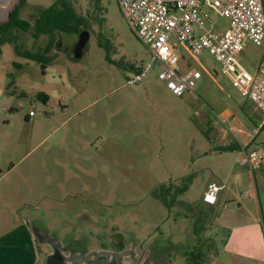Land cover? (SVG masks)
<instances>
[{
    "label": "rangeland",
    "instance_id": "374dc122",
    "mask_svg": "<svg viewBox=\"0 0 264 264\" xmlns=\"http://www.w3.org/2000/svg\"><path fill=\"white\" fill-rule=\"evenodd\" d=\"M55 1L29 0L21 18L34 23L35 8ZM71 1L79 14L94 16L88 51H76L81 58L70 56L80 36L63 33L45 75L39 63L19 57L10 44L1 47L0 55V191L17 208V188H25L22 196L32 207L27 215L33 213L57 235L51 247L39 240L40 264H47L51 255L54 264L66 259L62 240L114 250L122 231L143 245L152 242L159 264H260L236 262L224 252L223 233L204 201L210 184L225 185L218 196L223 204L233 190L234 198H245L264 225V165L251 171L240 166L243 155L238 151L222 150L244 140L251 150L264 140V134L248 139L259 125L254 104L233 87L207 50L199 64L180 48L182 67L202 72L194 92L172 94L158 78V64L141 82L128 85L137 69L147 68L151 52L136 37L118 0H102L100 16L90 0ZM4 3L0 0L2 7ZM18 3L10 0L0 11V23ZM210 16L214 27H229L227 18L214 12ZM18 34L24 50L46 45V37L36 41L30 32ZM238 60L254 73L264 60V46L249 42ZM15 62L22 68H14ZM39 92L50 97L47 105L37 99ZM31 111L36 115L27 120ZM239 174L242 182L236 180ZM190 177L189 190L176 197L172 212L152 197L165 186L173 198ZM46 178V192L30 189L26 194V186L40 187ZM232 201L230 208L247 214Z\"/></svg>",
    "mask_w": 264,
    "mask_h": 264
},
{
    "label": "built area",
    "instance_id": "2783aa9c",
    "mask_svg": "<svg viewBox=\"0 0 264 264\" xmlns=\"http://www.w3.org/2000/svg\"><path fill=\"white\" fill-rule=\"evenodd\" d=\"M118 5L136 37L151 52L147 68L129 79L128 85L141 82L158 64L162 67L158 78L172 94L182 97L194 92L202 72L182 67L180 48L199 64L207 50L233 87L260 112L262 119L254 133L264 134V60L254 73L238 60L249 42L264 46V0H118ZM211 12L227 18L229 27H214ZM35 115L34 111L29 114ZM241 154L240 163L251 171L264 165V143L251 150L243 148ZM224 189V185L210 184L204 201L216 204Z\"/></svg>",
    "mask_w": 264,
    "mask_h": 264
},
{
    "label": "crops",
    "instance_id": "0c3cea01",
    "mask_svg": "<svg viewBox=\"0 0 264 264\" xmlns=\"http://www.w3.org/2000/svg\"><path fill=\"white\" fill-rule=\"evenodd\" d=\"M4 2L0 10L1 12H5L10 0H4ZM0 18H2L1 14ZM8 74L11 73H7V77ZM242 108L245 109L244 107ZM254 111L259 115L260 124L262 115L256 108H254ZM32 118L33 117L26 115V119L32 120ZM239 131L244 133L242 130ZM261 135L262 134L256 135L253 132V136L248 139L252 141L253 139L255 140V138H259ZM261 143H264L263 139L262 141H257V144ZM247 144L248 142L244 140L243 142L238 141L236 144L230 145L238 146L236 151L241 154V150L247 148ZM239 164L243 166L240 162ZM14 167L15 166H13L12 169ZM236 178L238 182L243 181L240 174L236 175ZM44 180L45 181H43L40 187L26 186V190L29 191H27L26 194L31 193L30 189H32L33 192L38 189L46 192L48 186L46 181L47 178ZM24 189L21 186L17 188L19 192V202H21V205L17 208H11L10 203L4 201V194L0 191V264H40L39 230H44L46 233L49 231L47 230L48 228H45L38 222V217L36 215L33 213L27 215L26 212L30 211L32 207L26 202L28 199L26 198L25 200L22 196ZM229 191L231 193V198L228 199L230 204H232V200H234L238 204V207H242L248 212L247 214L241 213L239 210L230 208L229 202L227 201L226 204H223L222 198H218L215 205H210L209 208L213 210L215 214V216L212 215L214 224L223 233L222 243L224 244V252L230 255L236 262L249 259L264 264V225L258 215L250 211V204L245 198H234L236 195L233 193V190ZM40 242L42 243V241ZM41 246L43 249V245Z\"/></svg>",
    "mask_w": 264,
    "mask_h": 264
},
{
    "label": "trees",
    "instance_id": "16d2710c",
    "mask_svg": "<svg viewBox=\"0 0 264 264\" xmlns=\"http://www.w3.org/2000/svg\"><path fill=\"white\" fill-rule=\"evenodd\" d=\"M28 2L29 0H19L18 5L11 12L10 18L0 24V55L2 54L1 47L5 44H10L14 47V50L19 57L39 63L41 65L42 74L45 75L48 67L54 59L51 54L57 45L58 34L81 35L83 32H88L94 25V16H91L90 14L87 16L79 14L71 0H56L49 7H36V13L33 15L34 23H31L30 21L21 18V11ZM90 4L97 16L102 15V12L105 10L102 6V0H90ZM19 31L30 32L36 41L46 37V45L39 51L22 49L19 45ZM98 45L107 50L106 58L108 61L112 62L110 51L106 45L101 40L98 41ZM85 51H88V47L85 48ZM22 66L23 64L18 62L13 64L14 68H22ZM139 70H136L137 74L142 73ZM13 77L14 73L8 74L9 79ZM36 97L45 105L49 103L50 97L44 92H39ZM237 149L238 146L222 148L223 151ZM192 179V177L188 178V185L176 189L173 197L186 193L192 184ZM155 195L168 208H170L176 201L175 198L169 199L171 195L170 187L163 186L162 188L155 190L154 196ZM121 248H123L122 244Z\"/></svg>",
    "mask_w": 264,
    "mask_h": 264
},
{
    "label": "flooded vegetation",
    "instance_id": "af4514ba",
    "mask_svg": "<svg viewBox=\"0 0 264 264\" xmlns=\"http://www.w3.org/2000/svg\"><path fill=\"white\" fill-rule=\"evenodd\" d=\"M80 36V35H79ZM76 46V45H75ZM73 51V50H72ZM175 193V192H174ZM155 200L161 201L155 196H152ZM178 197V196H177ZM176 199V197H173ZM172 199V198H169ZM163 203V202H162ZM164 204V203H163ZM165 205V204H164ZM174 203L169 209V211L174 210ZM171 219V218H170ZM169 219V220H170ZM173 223H177L176 220H171ZM119 234V245L115 246L116 249L110 250V249H90L88 245L85 247L84 245H80L81 241L74 240V242H64L62 240V247L64 251V255L66 257L64 261V264H75L77 259H83L82 263L78 264H90L88 261H95V264H159L160 260L159 258H155L154 255V245L153 243H146L143 245V242L132 239L131 235L127 238L128 233ZM39 240L42 241V244L50 245L53 242L58 241L56 234H51L50 232L46 233L44 230H39ZM137 241V242H136ZM140 242V243H139ZM66 243L67 245L63 244ZM123 245V248H121V244ZM130 243V246L128 244ZM139 243V244H138ZM56 247V246H55ZM54 248V247H53ZM89 248V249H88ZM140 248V249H139ZM88 249V250H87ZM49 257V256H48ZM47 257V258H48ZM70 257H73L72 259ZM57 264H63L61 261L57 262ZM168 264V263H167Z\"/></svg>",
    "mask_w": 264,
    "mask_h": 264
},
{
    "label": "water",
    "instance_id": "95a60500",
    "mask_svg": "<svg viewBox=\"0 0 264 264\" xmlns=\"http://www.w3.org/2000/svg\"><path fill=\"white\" fill-rule=\"evenodd\" d=\"M10 15H11V12L8 13L7 20L10 18ZM79 39L80 40H79L78 44L75 46V48L73 49V51L70 54L71 58L77 59V58H81L82 57L83 54L81 52H80L81 54L80 53L77 54L76 51H77L78 48L80 49V51L82 49H85V47L87 46L88 41H89V33L88 32H83L80 35V38ZM53 257H55V255L49 256V258L47 260V264H54V262L52 261L53 260ZM59 257H62L61 254L59 255ZM84 259L85 258L74 260V261H76L75 264L82 263ZM86 262H89L90 264H95V261H92V260L91 261H88L87 260ZM61 263L64 264V261H62Z\"/></svg>",
    "mask_w": 264,
    "mask_h": 264
},
{
    "label": "bare ground",
    "instance_id": "6f19581e",
    "mask_svg": "<svg viewBox=\"0 0 264 264\" xmlns=\"http://www.w3.org/2000/svg\"><path fill=\"white\" fill-rule=\"evenodd\" d=\"M0 8H2V6L0 5Z\"/></svg>",
    "mask_w": 264,
    "mask_h": 264
}]
</instances>
